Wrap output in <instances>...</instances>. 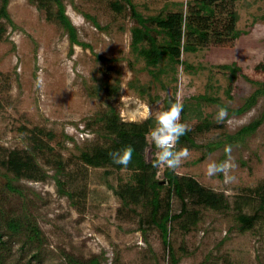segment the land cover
Wrapping results in <instances>:
<instances>
[{
    "label": "rangeland",
    "instance_id": "rangeland-1",
    "mask_svg": "<svg viewBox=\"0 0 264 264\" xmlns=\"http://www.w3.org/2000/svg\"><path fill=\"white\" fill-rule=\"evenodd\" d=\"M110 1L64 0L78 41L89 48L73 45L67 31L58 22L48 21L45 12L30 0L9 1L7 9L13 24H5L0 41V72L8 80L0 90V160L5 150L25 148L21 126L53 131L63 143L60 150L65 159L85 148L105 145V133L93 122L102 111L114 107L123 121L142 122L164 109L163 101L174 96L175 87V99L180 103L195 102L194 97L213 93L215 90L207 86L211 65L235 61L242 66L243 74L236 81L233 98L227 99L222 91L219 94L228 116L217 122L219 105L205 107L204 112L212 115L216 126L193 134L197 147L190 148L188 157L175 169L179 175L223 192L228 208L216 212L196 206L201 212L197 225L189 232L175 225L170 241L178 264H264V209L253 192L264 180V122L244 141L228 138L264 113L261 97L248 111L231 114L256 90L254 82L264 80L254 71L264 54V0L240 2L238 28L244 34L234 49L215 47L191 55L187 61L195 72L188 73L184 65H179L173 88L167 77H163L164 86L154 81L144 64L134 59L131 29L137 24L128 11L124 17L113 13ZM187 1L136 0L143 2L139 9L145 15L156 14L166 5L177 10L183 4L185 9ZM150 30L152 35H159L154 27ZM198 63L204 69H197ZM215 75L225 87L224 76L218 72ZM104 83L119 84V91L112 96L105 91L95 95L94 90ZM198 123L195 119L186 125L193 128ZM226 144L232 146L231 158L236 165L229 169L228 174L236 178L230 183H225L222 174L206 175L208 163L226 159ZM153 155L150 146L147 160ZM38 166L47 175L44 181L14 180L0 166V264H87L94 259L98 264H170L158 228L147 221L149 211L123 206L109 188V184H117L116 172L88 168L84 197L70 200L59 190L55 171L42 161ZM160 168L158 176L162 179L164 166ZM180 209L181 201L173 197L171 213L177 214ZM238 213L257 218L250 229L238 223ZM14 217L32 220L43 241L30 240L25 231L13 233L7 222Z\"/></svg>",
    "mask_w": 264,
    "mask_h": 264
},
{
    "label": "trees",
    "instance_id": "trees-1",
    "mask_svg": "<svg viewBox=\"0 0 264 264\" xmlns=\"http://www.w3.org/2000/svg\"><path fill=\"white\" fill-rule=\"evenodd\" d=\"M9 1L0 0V41L5 33V24H13L7 9ZM242 1L188 0L185 9H183V4L177 10L167 9L168 5H166L160 12L149 15L140 11L139 6L143 5V2L138 3L136 0H111L109 6L113 13L122 17L128 11L137 24L131 29L130 52L134 59L144 64L154 81L164 86L163 77H167L173 83V88L177 81L179 65H184V70L188 73L195 72V67L187 61L191 55L197 56L205 49L215 47L234 49L244 34V31L238 28L240 14L237 6ZM30 2L45 12L48 21H56L62 26L67 31L73 45L79 44L89 48V45L78 41L77 28L66 14L64 0H30ZM86 17L97 28L100 27L94 18L88 15ZM3 21L6 22L3 23ZM151 27L158 31V36L152 35ZM182 55H184L183 60L181 59ZM199 63L196 68L204 69ZM211 68L207 86L209 90L215 91L194 97L195 102L193 99L182 102L181 122L186 124L196 119L200 123L193 128H189L187 125L189 130L177 142L178 149L197 147L193 134L210 131L212 127L216 126L211 120L212 115H207L204 112L205 107L217 104L226 108V105L222 104L219 94L222 91L227 99L232 100V94L237 87L236 81L243 74L242 66L235 61L211 65ZM254 71L256 74L264 76V54L262 60L254 66ZM216 72L224 76L225 87L220 85L215 75ZM4 84L7 85L8 80L3 78V74L0 72V90L3 89ZM254 84L256 90L240 108L231 110L232 115H240L248 111L256 105L259 98L264 97V80L255 81ZM174 89V96L164 99V108L168 106L169 101H176V87ZM103 91L107 92L108 96H112L119 91V84L115 86L99 84L94 90V94L100 95ZM155 100L159 101L160 97H156ZM153 101L154 99L151 100V102ZM93 122L98 125L100 131L105 133L104 137L107 138L108 143L85 148L80 150L78 155H72L67 159L63 157L60 150L63 143L58 141V136L53 131L39 127L28 129L21 126L19 132L22 135L25 148L5 150V155L0 160V166L8 174L13 175L14 180L44 181L47 175L38 166V163L42 161L55 171L54 179L59 190L70 200H74L77 196L78 198L84 197L88 168H104L116 172L117 184L116 186L109 184V188L122 201L123 206L142 207L149 211L147 221L158 228L162 243L168 249L170 264H178L179 258L172 247L170 231L175 225H178L179 229L184 232L191 231L199 222L201 215L196 206L204 208L203 210L216 212L228 208V201L224 193L207 188L193 177L179 175L175 170H170L165 166L162 179L159 178L161 166H153L154 155L151 160H147L146 157L148 147L151 146L153 152L155 151L147 135L149 127L155 122L154 117H149L142 122L123 121L116 109L110 107L109 110L102 111ZM263 122L264 113L243 127L239 133L233 136L229 135L228 138L244 141L254 135ZM126 145H130L134 149L132 159L126 167L114 165L109 158V152ZM105 174L110 175V171H106ZM11 180L9 179V181ZM253 192L260 198L261 206L264 209V180ZM173 197L181 201V209L177 214L171 213ZM236 217L238 223L245 229H250L252 223L257 219L243 213H238ZM7 227L13 233L25 231L29 239L37 243L43 241L37 225L27 217L25 221L14 217L7 222ZM2 239L0 223V245L3 244ZM87 264H98V261L94 259Z\"/></svg>",
    "mask_w": 264,
    "mask_h": 264
},
{
    "label": "clouds",
    "instance_id": "clouds-1",
    "mask_svg": "<svg viewBox=\"0 0 264 264\" xmlns=\"http://www.w3.org/2000/svg\"><path fill=\"white\" fill-rule=\"evenodd\" d=\"M182 110V103L179 101H169L166 108L156 111L154 117L155 122L149 127L147 132L155 150L154 167L163 165L174 171L181 166L182 161L189 155V149L186 147L179 149L176 147L180 137L185 135L189 130L188 126L181 122ZM227 116L228 112L226 108L218 106V110L215 114L217 122L225 121ZM223 150L226 159L220 162L212 161L208 163L206 166V175L212 177L217 174H222L225 183H230L236 179L235 176L228 174L229 169L236 167L231 158L232 146L226 144ZM133 151L134 149L130 145H126L119 149L112 150L108 155L114 165L126 167L132 159Z\"/></svg>",
    "mask_w": 264,
    "mask_h": 264
}]
</instances>
